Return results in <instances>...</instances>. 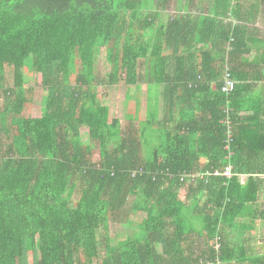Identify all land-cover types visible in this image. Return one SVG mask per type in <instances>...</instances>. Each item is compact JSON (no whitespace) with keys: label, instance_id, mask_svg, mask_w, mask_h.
Returning a JSON list of instances; mask_svg holds the SVG:
<instances>
[{"label":"trees","instance_id":"1","mask_svg":"<svg viewBox=\"0 0 264 264\" xmlns=\"http://www.w3.org/2000/svg\"><path fill=\"white\" fill-rule=\"evenodd\" d=\"M171 1L0 0V264L181 263L197 226L208 247L194 264L246 261L225 230L264 216V107L246 83L264 66V0ZM100 48L104 86L147 85L144 119L138 93L125 125L98 99ZM183 187L197 194L188 209ZM133 212L145 214L137 230L111 234ZM249 258L264 264V252Z\"/></svg>","mask_w":264,"mask_h":264},{"label":"crops","instance_id":"2","mask_svg":"<svg viewBox=\"0 0 264 264\" xmlns=\"http://www.w3.org/2000/svg\"><path fill=\"white\" fill-rule=\"evenodd\" d=\"M250 60L252 61V58L250 57ZM253 67V68H252ZM250 69H248V80L246 83L252 84L251 86V91L252 95L251 98L254 100H257V102L252 103L253 105H257L258 107L261 105L264 107V95L261 92V89L264 87V66L260 65H255L252 66ZM139 89L137 90L136 87H134L135 93H138L139 96V101L141 104V109H142V115L141 119H144L145 113H144V108L142 105V102L144 101L145 104V97H146V91H147V85L144 84L143 81L139 79ZM158 88V89H157ZM148 89H150L152 92L153 91H159L160 86L156 87L150 86ZM143 93L144 100L142 101L141 97V91ZM258 96V97H257ZM247 102V101H246ZM125 104V103H124ZM157 104L159 107V113H158V119H162V106H163V101L161 99V96L159 95L157 98ZM246 108L247 104H245ZM125 108V106H124ZM248 111H240V115H248L251 114L253 111V108H248ZM196 118H199V111L196 112ZM167 117V113H166ZM174 122H168L167 128L169 129L170 127H174ZM181 189H184L183 193L180 194L182 197H185V207L188 209L190 207V204L192 202V199L197 196V194H193L192 192L186 191V189L183 187ZM181 189L179 191H181ZM261 198V197H260ZM192 212V211H191ZM191 212H186L185 215L188 217H193L194 214ZM251 216V215H249ZM188 219H193V218H188ZM242 224H237L234 225L233 229L229 230V228H226L225 233L228 235V240H230L234 245L233 247L235 248V251H240L242 252L241 248L244 249L242 255H244V258H246V261L241 262L239 258L234 259L230 264H255L254 262H251V258H253L256 255H260L262 252H264V216H256L250 218V220H247L246 226L244 224V219H241ZM250 223V224H249ZM196 224V223H195ZM248 226V227H247ZM199 227L195 228V231L190 234V239H189V244L185 245L184 244V250H183V255L184 258L181 263L174 262L175 264H194L193 259H197L196 256L191 257V254H198L200 251L205 250L207 246H205V240L203 239L204 237L201 235L199 232ZM172 228L171 226L168 227V232H171Z\"/></svg>","mask_w":264,"mask_h":264},{"label":"rangeland","instance_id":"3","mask_svg":"<svg viewBox=\"0 0 264 264\" xmlns=\"http://www.w3.org/2000/svg\"><path fill=\"white\" fill-rule=\"evenodd\" d=\"M187 0H172L170 3V7L172 9L175 8H180L182 7V5H186ZM188 5V4H187ZM173 12V10H172ZM166 13V12H165ZM258 26L261 29H264V15H260L258 18ZM260 37L262 35H259ZM104 50L100 48L99 52L96 54L95 56V73H96V77H98V79L102 80V84H99L97 86V91L99 93L98 95V99L109 106V116L110 118L113 117H119L120 118V122L122 125L126 124V118H125V113H126V107L125 106V101L127 99V94H133L135 93V90L133 86L127 87L123 82L122 83H118V84H114V85H109V86H104L105 82L107 81V76L106 74L108 73L109 70V65L107 63H105L103 61V55H104ZM27 70V74L25 73V78L24 81L26 82L27 85L29 86H34V102H33V106H32V111L31 114L34 117H38L41 115V113H43V104H42V88H40L38 86L39 83V75L36 74L35 72L32 73V69L31 68H26ZM11 80V78H10ZM104 82V83H103ZM141 91V97H142V101L144 100V95ZM143 108L145 107L144 101L142 102ZM80 136H81V140L83 141V143H90L89 142V137L87 134V129L84 127L82 128L81 132H80ZM96 159V157L94 158ZM185 188V187H184ZM184 191V189H181L180 194H182ZM73 199H76L78 197L77 193L73 194ZM131 202V198L129 200V203ZM144 213L143 212H137V213H132L131 217V223H119V222H113L110 223L109 227H110V232L113 235H118L123 234L125 232H127L128 234L132 235V233L137 230V225L138 223H140L141 219L144 217Z\"/></svg>","mask_w":264,"mask_h":264},{"label":"built area","instance_id":"4","mask_svg":"<svg viewBox=\"0 0 264 264\" xmlns=\"http://www.w3.org/2000/svg\"><path fill=\"white\" fill-rule=\"evenodd\" d=\"M235 84H236V81L234 79H232V76H231V71L228 67L225 68V71H224V74H223V78H222V81H221V85H220V91L222 93H224L225 95H228L230 94L234 88H235ZM226 125H227V128H228V137H230V133H229V128H230V121L228 119H226ZM231 166H228L225 168V170L221 173L222 175H226V176H230L231 175ZM214 174H219L218 172H214ZM190 175V179L188 178L186 180V183H188L189 181H192L194 180L195 178L198 177L197 174H188V176ZM187 176L185 174H182L181 175V181H183L184 177ZM216 247H218V244L216 245ZM207 264H213V263H207ZM214 264H220L219 262H215Z\"/></svg>","mask_w":264,"mask_h":264},{"label":"clouds","instance_id":"5","mask_svg":"<svg viewBox=\"0 0 264 264\" xmlns=\"http://www.w3.org/2000/svg\"><path fill=\"white\" fill-rule=\"evenodd\" d=\"M142 170V169H141Z\"/></svg>","mask_w":264,"mask_h":264}]
</instances>
